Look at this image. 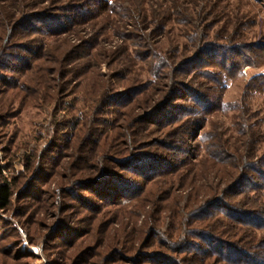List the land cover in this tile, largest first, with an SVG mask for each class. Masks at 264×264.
<instances>
[{
    "label": "rangeland",
    "instance_id": "1",
    "mask_svg": "<svg viewBox=\"0 0 264 264\" xmlns=\"http://www.w3.org/2000/svg\"><path fill=\"white\" fill-rule=\"evenodd\" d=\"M0 149V264H254L264 0H0Z\"/></svg>",
    "mask_w": 264,
    "mask_h": 264
},
{
    "label": "trees",
    "instance_id": "2",
    "mask_svg": "<svg viewBox=\"0 0 264 264\" xmlns=\"http://www.w3.org/2000/svg\"><path fill=\"white\" fill-rule=\"evenodd\" d=\"M195 101L202 103L203 100H201V96L196 97ZM188 114H193L194 110H188ZM1 177V173H0ZM12 197V183L11 181L6 177L2 178L0 182V210H6L10 204ZM218 209L220 210L221 214L224 216V218L229 219L235 223H239L240 225H247V226H257V227H264V216L261 217L258 213H247L243 212L242 210H235V207L230 206L229 204L219 203ZM211 206V205H210ZM264 215V214H263ZM258 223V224H257ZM260 223V225H259ZM204 241H206V246L209 247L202 251L201 253H211L217 257H222L226 261H230L233 258H235V263L238 262L241 257H243L242 253L240 251H236L231 247L230 244H227L226 242H221L219 239L215 240L211 237V235H206L204 237ZM198 247V246H197ZM237 258V259H236ZM254 264H264V258L256 256V258L253 259ZM232 263V262H231Z\"/></svg>",
    "mask_w": 264,
    "mask_h": 264
},
{
    "label": "built area",
    "instance_id": "3",
    "mask_svg": "<svg viewBox=\"0 0 264 264\" xmlns=\"http://www.w3.org/2000/svg\"><path fill=\"white\" fill-rule=\"evenodd\" d=\"M2 163H3V155H2V151L0 149V173L2 172L4 174V171L1 170Z\"/></svg>",
    "mask_w": 264,
    "mask_h": 264
}]
</instances>
